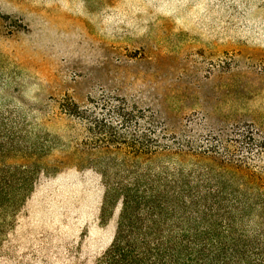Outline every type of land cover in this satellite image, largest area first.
<instances>
[{
  "label": "rangeland",
  "instance_id": "1",
  "mask_svg": "<svg viewBox=\"0 0 264 264\" xmlns=\"http://www.w3.org/2000/svg\"><path fill=\"white\" fill-rule=\"evenodd\" d=\"M238 130L264 141V0H0V264H102L108 186L217 170L192 150ZM138 136L170 150L136 161Z\"/></svg>",
  "mask_w": 264,
  "mask_h": 264
},
{
  "label": "trees",
  "instance_id": "2",
  "mask_svg": "<svg viewBox=\"0 0 264 264\" xmlns=\"http://www.w3.org/2000/svg\"><path fill=\"white\" fill-rule=\"evenodd\" d=\"M111 113L120 124L138 119L116 107ZM72 115L91 119L93 131L103 123L86 111ZM105 128L96 131L114 132L111 125ZM233 133L223 140L211 137L214 144L192 150L220 155L217 170L180 168L178 180L168 172L147 170L136 174L129 188L121 183L108 186L106 205L117 197L122 210L102 264H264V167L249 164L247 156L264 149V141L256 140L252 130ZM110 135L115 140L120 137ZM134 143L136 161L156 149L170 150L153 140L143 143L140 136ZM239 143L242 156H238ZM188 144L181 147L190 150ZM2 183L0 178V195Z\"/></svg>",
  "mask_w": 264,
  "mask_h": 264
}]
</instances>
